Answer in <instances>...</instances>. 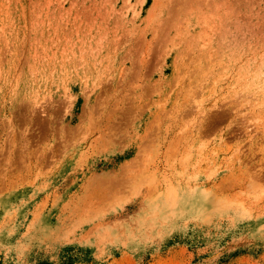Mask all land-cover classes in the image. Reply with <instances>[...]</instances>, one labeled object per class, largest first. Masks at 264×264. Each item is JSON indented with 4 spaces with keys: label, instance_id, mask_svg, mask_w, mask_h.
Returning <instances> with one entry per match:
<instances>
[{
    "label": "rangeland",
    "instance_id": "1",
    "mask_svg": "<svg viewBox=\"0 0 264 264\" xmlns=\"http://www.w3.org/2000/svg\"><path fill=\"white\" fill-rule=\"evenodd\" d=\"M0 264H264V0H0Z\"/></svg>",
    "mask_w": 264,
    "mask_h": 264
}]
</instances>
